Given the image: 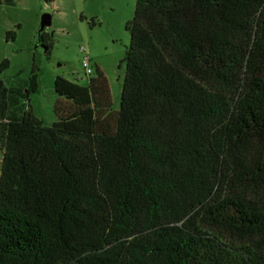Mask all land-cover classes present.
Masks as SVG:
<instances>
[{
	"label": "trees",
	"instance_id": "trees-1",
	"mask_svg": "<svg viewBox=\"0 0 264 264\" xmlns=\"http://www.w3.org/2000/svg\"><path fill=\"white\" fill-rule=\"evenodd\" d=\"M127 29L116 113L99 68L55 80L54 126L35 65L0 77V264H264V0H137Z\"/></svg>",
	"mask_w": 264,
	"mask_h": 264
},
{
	"label": "rangeland",
	"instance_id": "rangeland-1",
	"mask_svg": "<svg viewBox=\"0 0 264 264\" xmlns=\"http://www.w3.org/2000/svg\"><path fill=\"white\" fill-rule=\"evenodd\" d=\"M18 1L16 7L2 10L0 6V63L5 59L10 63L0 75L6 85L23 92L35 65L39 90L31 96V107L34 114L43 116L45 124L54 126L57 118L50 111V103L55 97V80L60 77L87 87L91 77L84 73L83 59L88 55L94 71L99 68L107 77L113 112H118L125 75L122 59L131 40L127 23L134 17L137 0ZM44 14L52 17L43 32L49 41L48 50L38 38ZM18 24L19 40L7 44L3 40L5 29L17 31L14 26Z\"/></svg>",
	"mask_w": 264,
	"mask_h": 264
},
{
	"label": "crops",
	"instance_id": "crops-1",
	"mask_svg": "<svg viewBox=\"0 0 264 264\" xmlns=\"http://www.w3.org/2000/svg\"><path fill=\"white\" fill-rule=\"evenodd\" d=\"M3 1H5V0H1L0 1V6H1V8H2V10H3V8L6 6V7H8V8H10V7H16V5H17V3L19 2L18 0H11V3H7L6 1L5 2H3ZM22 4V3H21ZM17 29V31H11V30H6L5 29V34H3V40H5V42L7 43V44H9L10 42H12V43H16L18 40H19V31H20V24H18L17 26L15 25L14 26V29ZM8 32H14L15 33V38H7V33ZM4 74V73H3ZM0 75H2V74H0ZM1 77V76H0ZM30 78V77H29ZM26 82H28V80L26 81ZM56 100H57V95H56V93H55V97L53 98V100H52V102L50 103V111H52L53 113H54V104H55V102H56ZM30 104H31V102H30ZM33 112H35V109H34V107H33ZM36 115V114H35ZM55 115V114H54ZM38 118H40V116H38V115H36ZM42 116V115H41ZM56 117V116H55ZM40 119H42L43 121H45L44 120V118H43V116H42V118H40ZM54 124H57V122H55ZM2 158H3V151H2V149H1V146H0V163L2 162Z\"/></svg>",
	"mask_w": 264,
	"mask_h": 264
},
{
	"label": "built area",
	"instance_id": "built-area-1",
	"mask_svg": "<svg viewBox=\"0 0 264 264\" xmlns=\"http://www.w3.org/2000/svg\"><path fill=\"white\" fill-rule=\"evenodd\" d=\"M81 51L85 53V49H81ZM83 68H84V73L86 76L91 77V78L95 76L96 72L94 71V68L91 65V59L88 55L85 56L83 59Z\"/></svg>",
	"mask_w": 264,
	"mask_h": 264
},
{
	"label": "water",
	"instance_id": "water-1",
	"mask_svg": "<svg viewBox=\"0 0 264 264\" xmlns=\"http://www.w3.org/2000/svg\"><path fill=\"white\" fill-rule=\"evenodd\" d=\"M51 23H52V17H51V15H49V14L42 15L40 29L38 31L39 41H40V38H41L42 33L45 31L46 27H49L51 25Z\"/></svg>",
	"mask_w": 264,
	"mask_h": 264
}]
</instances>
